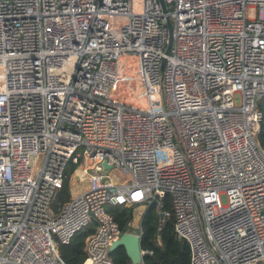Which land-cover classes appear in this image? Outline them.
Masks as SVG:
<instances>
[{
	"label": "built area",
	"instance_id": "built-area-1",
	"mask_svg": "<svg viewBox=\"0 0 264 264\" xmlns=\"http://www.w3.org/2000/svg\"><path fill=\"white\" fill-rule=\"evenodd\" d=\"M163 3L0 0V264H66L92 224L82 264H112L166 196L189 264H264V0Z\"/></svg>",
	"mask_w": 264,
	"mask_h": 264
},
{
	"label": "trees",
	"instance_id": "trees-1",
	"mask_svg": "<svg viewBox=\"0 0 264 264\" xmlns=\"http://www.w3.org/2000/svg\"><path fill=\"white\" fill-rule=\"evenodd\" d=\"M256 106L260 112L258 142L264 150V96L257 100ZM73 170L67 171L68 178L62 188L58 189L52 198L51 209L57 212L70 198L69 176ZM135 206H111L109 213L113 216L122 232L130 229ZM93 224L76 233L66 245H58V252L66 264H82L85 258V240L93 231ZM140 248L148 251L142 258L143 264H189L190 252L187 243L174 233V215L172 202L166 196L161 206H148L140 220ZM112 264H132L125 250L119 247L109 253Z\"/></svg>",
	"mask_w": 264,
	"mask_h": 264
},
{
	"label": "water",
	"instance_id": "water-1",
	"mask_svg": "<svg viewBox=\"0 0 264 264\" xmlns=\"http://www.w3.org/2000/svg\"><path fill=\"white\" fill-rule=\"evenodd\" d=\"M163 11H165V6L163 0H159ZM169 36L171 41V27L169 26ZM105 169H109V166L105 163ZM122 247L132 264H140L142 262L140 239L131 234H123L119 240L114 242L110 248V252Z\"/></svg>",
	"mask_w": 264,
	"mask_h": 264
},
{
	"label": "rangeland",
	"instance_id": "rangeland-1",
	"mask_svg": "<svg viewBox=\"0 0 264 264\" xmlns=\"http://www.w3.org/2000/svg\"><path fill=\"white\" fill-rule=\"evenodd\" d=\"M253 16V13H252V11H250L249 12V17H252ZM236 104H238L239 103V97L238 96H236ZM82 164H83V162H82ZM110 176H111V178L113 179V181L115 182V183H118V181H119V177L115 174V172L114 171H112L111 173H110ZM73 188L74 189H76V191L78 192H81L83 189H85V188H87V184H85V183H81V182H76L75 184H74V182H73ZM143 211H144V209L143 208H141V207H135V209L133 210V215H134V225L136 226L138 223H139V215L141 214V213H143Z\"/></svg>",
	"mask_w": 264,
	"mask_h": 264
}]
</instances>
